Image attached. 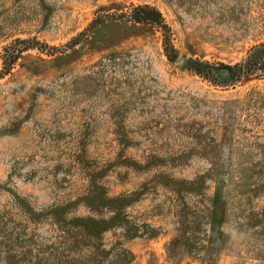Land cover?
<instances>
[{"label": "rangeland", "instance_id": "obj_1", "mask_svg": "<svg viewBox=\"0 0 264 264\" xmlns=\"http://www.w3.org/2000/svg\"><path fill=\"white\" fill-rule=\"evenodd\" d=\"M132 4L162 12L175 61L141 25L65 47ZM263 17L264 0H0V70L15 38L61 51L0 78V264H264V80L183 67L241 60Z\"/></svg>", "mask_w": 264, "mask_h": 264}, {"label": "trees", "instance_id": "obj_2", "mask_svg": "<svg viewBox=\"0 0 264 264\" xmlns=\"http://www.w3.org/2000/svg\"><path fill=\"white\" fill-rule=\"evenodd\" d=\"M112 23L141 25L160 31L162 33L164 53L168 60L173 62L177 59V52L171 40L172 30L162 12L156 6L150 4H132L127 10H121V12L108 14L102 12L97 14L87 28L72 38L65 47L72 49L82 40L89 37V34L93 33L97 28ZM262 27L264 28V17ZM30 49H37L50 56L61 52L59 47L48 46L35 39L15 38L3 49V65L0 70V78L9 74L20 55ZM183 67L212 86L222 89L234 88L252 80H264V42L251 46L246 56L235 63L211 62L198 58H189L184 62ZM249 101V104L258 110L264 109V101L260 102L259 100L257 102V98H250Z\"/></svg>", "mask_w": 264, "mask_h": 264}]
</instances>
